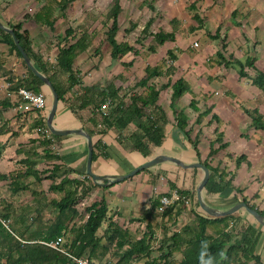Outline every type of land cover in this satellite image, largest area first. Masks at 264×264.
I'll list each match as a JSON object with an SVG mask.
<instances>
[{"label": "crops", "instance_id": "crops-1", "mask_svg": "<svg viewBox=\"0 0 264 264\" xmlns=\"http://www.w3.org/2000/svg\"><path fill=\"white\" fill-rule=\"evenodd\" d=\"M29 3V0H0V21L7 26L22 21V29L27 30L34 53L40 55L43 61L53 65L54 59L51 56L56 55L57 46L52 48L50 47L52 44L48 43L49 28L35 22L29 16L37 10L41 3L36 1V6ZM24 6L27 9H24ZM196 7V12L202 21L194 17L195 12L187 13L189 18L184 13L177 15L176 18L180 21L175 33V40L169 41L172 45L168 49L173 50L176 54V59L172 62L175 66L176 79L182 77L191 88L189 92L180 97L178 102L184 100L188 94L189 99L185 103L186 106L192 96L198 100L200 109L212 106L211 112L217 114L221 119L222 124L219 131L223 133V141L227 146L216 154L211 160V164L223 167L226 171L233 173L230 188L214 194L207 193L204 189L202 191L203 199L208 205L223 210L242 201V197H245L249 201V205H253L264 215V131L257 129L251 123V118L245 111V109H255L264 115V93L251 83L250 78L240 76L238 73V63H244L247 57L253 59L256 69L264 71V0H196ZM233 10L237 11L235 17L231 16ZM171 18H168L167 22ZM187 21L192 24L193 27L190 26L192 31L201 35L198 47L193 50H189L190 41L179 43L182 42V38L180 37V41L178 39V35L183 34ZM156 24L159 25V23ZM217 28H219L218 32H216ZM165 31L168 29L165 28ZM222 45L225 47L222 48ZM190 46L193 47L192 44ZM6 47L4 42H0V51L5 52ZM220 49L229 64L227 66L223 63L209 64L208 59L214 57L215 52ZM152 53L155 54V52ZM115 59L120 60L122 57ZM132 59L133 57L130 60ZM3 68L10 70L12 82L25 76V68L13 54H5ZM244 69L248 75L254 73L252 68L245 67ZM62 78L65 80L66 77ZM168 78V75L164 74L152 80L160 88L158 103L164 108L167 119L168 111L161 102V91L163 87L170 89L166 86ZM81 79L84 84V77ZM174 80L172 78V81ZM5 81H8L7 73L0 68V87ZM90 83H96V81L86 82V84ZM43 87L42 92L47 94ZM79 91L80 87L75 85L72 88L73 94L68 91L65 94V100H59L57 111L53 117V124L56 128L81 127L86 129L88 110L73 112L68 104L73 95ZM4 97L10 98L13 105L3 107L0 102V175H8L16 170L29 172L28 176L20 181V184L26 185V188L17 192L11 190L9 178H0V214L8 212L9 217L6 219H9L10 224L18 229L29 222L34 210L53 195L48 190L50 180L46 178L37 182L32 169L51 168L50 161H53L74 169V172L69 176H80L86 173L87 142L82 135L68 134L54 135L57 137L51 139L50 144H42L39 140L41 135L36 125L39 123V118L43 119L46 125L49 106L46 105L41 110L22 111L17 107L16 96H5V92L0 90V101ZM201 97L203 98L201 99ZM183 103L184 101L181 102V104ZM181 104L180 107H186ZM187 108L189 107H186V111ZM190 111L191 113L188 112L190 121L188 127L192 129L190 136L194 138L197 130H200L198 149L201 159H204L208 153L209 141L214 138L216 122L206 124V121L210 119V115H207L203 125L193 124L197 113L192 109ZM192 113L194 115L190 119ZM137 123L138 121H133L121 130V142L118 141L119 134L114 128L101 136L106 156L99 155L92 161L91 167L94 173L122 175L159 154L174 156L187 163L198 162L191 143L176 127L175 122L174 124L167 122L164 125V138L161 145L152 146L148 156H143L137 150H133L127 138L137 129ZM97 138L98 136L92 137L93 141ZM46 148L59 155V159L48 160L47 154L44 153ZM239 155H244V158L236 167L235 159ZM45 160L46 162H43ZM31 164L32 169H30ZM199 171L200 169L197 168H184L171 161H163L120 181L96 183L91 179V190L85 199H90V196H92L91 198L104 199L107 206V218L102 223V231L109 222L113 221L122 227H127L131 238L137 239L145 230L148 221L152 224H156L159 219L161 221V215L146 218L145 213L150 207L151 199L160 198L162 194L172 190L170 182H173L177 189L183 188L193 192V195L190 196V204L179 215L181 224L192 225L194 211L204 214L196 201L195 193L196 186L202 177L201 171V176L198 178ZM47 181L48 183H45ZM236 189H239V192ZM174 204L179 205V203ZM78 208V216L71 223L80 222L84 217L85 208ZM240 210L242 209L233 213L237 216L235 228L239 230L242 225L250 223L260 231L261 234L254 252L259 255L260 262L264 264V227L249 217H239L242 213ZM111 254L107 255L106 261L115 260V256L112 257ZM174 254L177 255V252ZM151 255L153 256V254Z\"/></svg>", "mask_w": 264, "mask_h": 264}, {"label": "trees", "instance_id": "trees-1", "mask_svg": "<svg viewBox=\"0 0 264 264\" xmlns=\"http://www.w3.org/2000/svg\"><path fill=\"white\" fill-rule=\"evenodd\" d=\"M72 1L39 0L41 4L29 16L35 22L53 29L58 17L64 15V10ZM188 7L195 12L194 17L202 21L196 12V0L192 1ZM120 11L119 0H114L107 13L111 24L106 30L105 38L110 45L109 53L112 58H121L128 53L146 58L151 52L156 51L157 46L163 45L166 41L175 40L179 22L175 16L169 20L171 27L169 31L158 28L151 33L150 27L154 18H149L146 21L142 27V35L146 37V33H149L152 35L154 43H149L146 48L141 44L142 50L127 41L117 40ZM236 14L237 11L233 10L231 16L235 17ZM234 23L237 22L234 21ZM22 25L23 22L18 21L10 24V27L13 28L18 41L34 65L50 79L58 93L59 100L64 101L65 94L68 91L72 92L75 85L80 87V91L74 94L70 101L68 100V104L73 112L83 109H87L89 112L88 125L85 128L92 137L98 136L93 141L92 161L99 155L106 156L104 145L101 143L103 134L114 128L119 134L117 139L121 142V130L133 121H138L137 129L127 138L133 150H137L143 156H148L152 146L161 145L164 138V125L167 124L168 119L164 108L158 103L160 88L152 80L167 74L169 78L166 86L171 89L169 107L172 110L175 125L191 143L198 161H201L210 171L204 189L207 193L214 194L232 186L233 173L226 171L223 167L211 164V160L216 154L227 146L223 141V133L219 131L222 124L221 119L217 114L211 112V105L200 109L198 100L194 96L191 97L187 105L197 113L193 124L203 125L207 115H210V119L206 121V124L216 122L214 138L209 141L208 153L204 159H201L198 149L200 130H197L194 138L190 136L192 129L188 127L189 114L186 107H178V100L191 88L182 77L172 81L171 76L175 72V66L171 62L176 59L173 50L168 49L165 57L159 62L153 65L147 64L142 76L136 79L132 85H124L125 78L120 73L103 84H83L78 75L79 70L74 67V60L90 45V39L86 34L77 36L74 34V29L66 27L63 35L65 42L57 41V53L54 62H52L53 65H51L47 61H43L40 55L34 53L31 47V38L27 30L22 29ZM218 31L219 28L216 29V32ZM69 36L72 41L67 39ZM61 38L60 36V40H62ZM0 42H4L7 46L5 52L0 51V68L7 73L11 89L24 86L35 92L42 91L43 82L25 64L11 34L0 29ZM224 47L225 45H222V48ZM5 54H13L18 58L19 63L25 68L24 77L12 82L10 70L3 68ZM132 62L133 59L123 65L127 68ZM207 62L209 64L223 63L225 66L229 64L222 49L217 50L214 57H210ZM238 64L239 75L250 78L251 83L264 93V71L256 69L253 59L249 57L245 59L244 63L239 62ZM245 67L252 68L254 73L248 75ZM61 75L66 77L65 80ZM117 81L120 82L117 83ZM0 102L3 107L13 105L12 100L8 97L2 98ZM105 102L108 103L106 109L102 111L101 106ZM245 111L249 114L251 123L257 129L264 131V115L255 109H245ZM36 127L45 130L40 132L39 140L42 144H50L51 139H56L57 136L47 131L43 119L39 118ZM44 153L47 154L48 160L59 159V155L50 149L46 148ZM242 158L244 155L236 157V167L239 166ZM50 162L51 168L32 169V164L30 165L37 182L46 178L50 180L48 190L53 193L50 199H46L40 204L31 215L30 221L23 224L21 228L17 229L10 224L7 229L0 221V264H76L64 253L44 243L57 237L63 238L62 246L68 252L77 257L85 256L97 264H133L141 260H144L142 264H262L259 255L254 252L261 234L260 231L250 223L242 225L237 230L235 228L237 216L234 214L209 217L194 211L193 224H181L179 215L185 208L182 204H172L160 213L157 211L160 204L159 198L151 199L150 207L145 213L146 218L161 215L160 224L165 226V232L160 239L158 253L155 256L151 254L154 252L152 247L157 238L155 230L160 227L158 222L152 224L148 221L145 230L137 239L131 238L127 227H122L113 221L109 222L100 234L98 233L107 218V206L103 198H92L84 206L83 219L80 222L71 223L78 216L79 203L87 197L91 190V177L86 173L82 174L86 177L85 179H80V176L71 177L69 174L74 172V169L65 167L61 163ZM28 174V171L16 170L8 175H0V178H9L11 190L17 192L26 188V185H21L20 181ZM169 184L171 188H176L173 182ZM178 190L184 197L190 198L193 195V192L188 189L178 188ZM236 191L239 192V189ZM235 198H237L236 195ZM242 199L249 205V201L245 197ZM259 212L263 214L262 211ZM0 217L7 218L9 213L2 212ZM176 252L177 255L174 254ZM109 253L112 257L116 256L114 261L105 260Z\"/></svg>", "mask_w": 264, "mask_h": 264}, {"label": "rangeland", "instance_id": "rangeland-1", "mask_svg": "<svg viewBox=\"0 0 264 264\" xmlns=\"http://www.w3.org/2000/svg\"><path fill=\"white\" fill-rule=\"evenodd\" d=\"M29 1V4L32 3L36 6L37 4L35 2L39 0ZM113 1L114 0H73L64 10V15L58 17L53 30H49L50 28L48 29V43L52 44L50 46L52 48H56L58 40L62 41V43L65 42L63 35L66 27H71L74 29L75 35L80 36L82 34H86V36H88L90 39V45L88 48L85 51L80 52L74 60V66L79 70L78 75L80 77H84V84H86V82L88 83L92 81L103 84L118 75V72H121L120 74H122L123 78H125V85H132L136 79H138L140 75L144 73V67L146 66V63L159 62L160 59L165 57L166 50H168L169 46L172 45V43L168 41L162 46H157V51H155V54L151 52L149 57L146 59L142 58L140 55L135 56L131 53L123 56L120 60L111 58L109 53L110 45L105 40V38L106 30L111 24V20L107 18V13L113 4ZM192 1L193 0H119L121 11L118 15L119 29L116 34L117 40L127 41L138 48H141V44H143L146 48L149 43H154L152 35L149 33H146V37L142 35V27L145 25L146 21L149 18L155 19L152 26L150 27L151 33L156 31L158 28H163L164 30L166 28L169 31L171 27L169 22H167V19L174 16L176 17L182 13L188 17L187 13L194 12L188 7ZM24 9H27V7L24 6ZM184 17L186 18V16ZM156 23H159V25ZM133 25H135V27H133ZM191 25L192 24H189V21L186 22L183 34L181 36L178 35L179 41L180 37L182 38V42L179 43H186L190 41L189 44H192L194 41H200L201 35H198L199 33L197 32H193V29L190 28ZM60 36L62 37V40H60ZM67 39L72 41L70 36ZM190 45L189 50H193L198 47H191ZM51 57L54 59V54ZM132 57L134 62L129 67H124L123 64L128 62V60H130ZM61 76L64 77L63 75ZM172 78L176 79L175 73ZM117 82L119 83L120 81ZM43 90L47 93V106H49L51 103L49 89L44 85ZM169 94L170 89L163 87L161 91V102L168 111V123L174 124V117L168 106ZM202 98L203 97H201V99ZM188 99L189 96L187 94L184 100L178 102V107H180V104L183 101L184 103L181 105L186 106L185 103ZM187 112L191 113L189 108H187ZM193 115L194 114L192 113L190 119H192ZM198 173L199 178L201 176V170ZM45 183H48V181ZM91 197L92 196H90V199H86V203L88 200L92 199ZM240 211L242 213L239 217H249L255 220L254 217L250 215L245 209ZM158 223L160 227L155 230L157 238L152 247L154 249V252L152 253L154 256L158 253L157 248L160 239L163 237L165 232V226H161L160 219L158 220ZM101 231L102 230L100 228L98 233L100 234ZM143 261L144 260H141L133 264H142Z\"/></svg>", "mask_w": 264, "mask_h": 264}, {"label": "water", "instance_id": "water-1", "mask_svg": "<svg viewBox=\"0 0 264 264\" xmlns=\"http://www.w3.org/2000/svg\"><path fill=\"white\" fill-rule=\"evenodd\" d=\"M0 29L11 34L12 39H13L16 47L20 51L25 64L28 66V68L31 70V72L35 76H37L43 82V84L49 89V92L51 95V103L49 105L48 113L46 116V127L49 130V132L51 134L57 135V136L58 135L63 136V135H68V134H79V135H82L86 139V142H87L86 143L87 144L86 174H88L91 177L93 182L110 183V182L120 181L122 179H125V178H128V177L134 175L135 173H137L140 170L149 168L150 166H153L157 163H160L163 161H171V162H173L177 165H180L184 168H197V169H200L202 171V177L196 186L195 193H196V201H197L200 209L202 210V212L206 216L222 217V216H226L229 214H233L234 212L238 211L239 209H245L250 215H252L254 217V219L256 220L257 223H259L261 226L264 227V215L262 213H260L256 208L248 205L243 200L238 201V202L234 203L232 206H230L226 209H223V210L214 208V207L208 205L204 201L202 191L204 190L205 185L208 182V179L210 176V171L201 161L187 163V162H184L182 159L174 157V156L159 154V155H156V156L144 161L142 164L136 166L131 171H129L125 174H122V175H98V174L94 173L92 171V167H91L92 154H93L92 136L90 135V133L86 129L81 128V127L60 129V128H56L54 126L53 117L57 111L58 102H59L58 93H57L55 87L51 83L50 79L34 65L30 56L28 55L26 50L23 48V46L18 41V39L14 33L13 28L3 24L0 21Z\"/></svg>", "mask_w": 264, "mask_h": 264}, {"label": "built area", "instance_id": "built-area-1", "mask_svg": "<svg viewBox=\"0 0 264 264\" xmlns=\"http://www.w3.org/2000/svg\"><path fill=\"white\" fill-rule=\"evenodd\" d=\"M192 46L197 47L198 42L194 41L192 43ZM11 82L5 81L1 87L0 90L5 92V96H16L17 98V107L22 111L27 110H41L44 109L47 105V95L42 92H35L31 89L25 88L24 86H20L16 89H11ZM108 102H105L101 106L102 111L106 109V105ZM99 126V125H98ZM38 132H44L45 130L43 128H37ZM48 131V130H47ZM49 132V131H48ZM86 177L84 175H80V179H85ZM191 202V199L188 197L182 196V194L179 192L177 188H172L170 192H166L162 194L159 198V206L157 207V211L162 213L168 206L174 204V203H180L184 207L188 206ZM86 204V199H83L78 207L84 208ZM0 221L3 224L4 227L9 229L10 227V221L9 219L0 217ZM63 238L57 237L54 240L44 242L45 244L49 245L50 247L57 249L58 251L64 253L67 255L73 262L76 264H97L96 262H93L89 260L85 256L77 257L70 252H68L63 246H62Z\"/></svg>", "mask_w": 264, "mask_h": 264}]
</instances>
